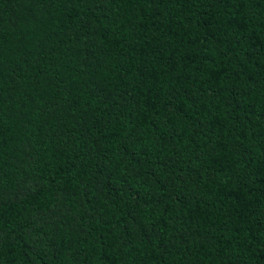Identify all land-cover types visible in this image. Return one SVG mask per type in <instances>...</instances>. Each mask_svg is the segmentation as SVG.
I'll return each instance as SVG.
<instances>
[{"label":"trees","instance_id":"obj_1","mask_svg":"<svg viewBox=\"0 0 264 264\" xmlns=\"http://www.w3.org/2000/svg\"><path fill=\"white\" fill-rule=\"evenodd\" d=\"M0 264H264V0H0Z\"/></svg>","mask_w":264,"mask_h":264}]
</instances>
